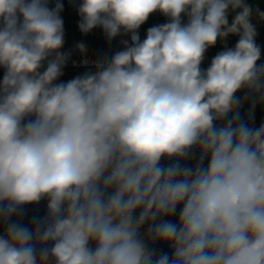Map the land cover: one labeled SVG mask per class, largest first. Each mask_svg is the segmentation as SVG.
<instances>
[{"label": "clouds", "instance_id": "1", "mask_svg": "<svg viewBox=\"0 0 264 264\" xmlns=\"http://www.w3.org/2000/svg\"><path fill=\"white\" fill-rule=\"evenodd\" d=\"M70 3L82 34L130 41L97 59L77 42L73 63L88 70L63 82L62 0H0V264H264V12L247 0ZM157 12L167 22L141 40Z\"/></svg>", "mask_w": 264, "mask_h": 264}, {"label": "built area", "instance_id": "2", "mask_svg": "<svg viewBox=\"0 0 264 264\" xmlns=\"http://www.w3.org/2000/svg\"><path fill=\"white\" fill-rule=\"evenodd\" d=\"M55 0H52V5L54 6ZM64 5V11L62 12V17L64 20L65 27V44L64 51H72L71 60L68 62L64 70H73L76 68H87L88 66H77L73 63V61H79L81 56L78 51L75 50V44L77 42H84L87 45V55L90 59H97L99 57H103L105 55H111L115 51L121 50L122 45L120 41L122 39H128L130 41V36H120L115 38L112 41H108L101 29H94L91 33L85 35L79 31L78 21L79 16L76 11V8L70 3V0H62ZM231 20V18H229ZM162 18L160 17V13L152 14L149 19L141 26L138 30L141 40L146 37L147 29L161 24ZM253 23L256 26L257 36L256 43L261 48V53H264V21H260L257 18H253ZM227 40L237 41V36H229ZM3 77V69H0V79ZM163 247L164 251H169L166 246Z\"/></svg>", "mask_w": 264, "mask_h": 264}, {"label": "trees", "instance_id": "3", "mask_svg": "<svg viewBox=\"0 0 264 264\" xmlns=\"http://www.w3.org/2000/svg\"><path fill=\"white\" fill-rule=\"evenodd\" d=\"M247 2L254 8L258 9L261 12H264V0H247ZM233 14H230L229 18L232 17ZM160 17L162 18V22L166 23L167 18L164 17L162 14H160ZM237 41L234 40H227L226 43L229 47H233ZM223 43L219 42L212 48H209L207 51L205 58L208 59L209 64L211 62V59L221 50H223ZM258 63L264 64V53H261V60ZM206 69V68H204ZM87 68H76L73 70H63L64 75L60 78V81L67 82L68 80L74 78L78 74H82L83 72L87 71ZM238 95H243L242 93ZM249 109V102H245L243 105V108L241 109V118L247 120V112ZM261 124H264V104L257 105L254 111V122L253 126L259 127ZM42 204L46 205L45 201H41ZM40 203V204H41ZM39 205H29L26 207V217H25V223L28 222L29 219H31L33 216H43L45 214L44 210H42L41 206Z\"/></svg>", "mask_w": 264, "mask_h": 264}, {"label": "rangeland", "instance_id": "4", "mask_svg": "<svg viewBox=\"0 0 264 264\" xmlns=\"http://www.w3.org/2000/svg\"><path fill=\"white\" fill-rule=\"evenodd\" d=\"M144 38H145V37H144ZM144 38H143V39H144ZM208 66H209V61H208V59L205 58V60H204V62L202 63L201 67H202V68H207ZM40 206H41L42 210H44V212H45V210H46V205L41 203ZM173 219H175V218H173Z\"/></svg>", "mask_w": 264, "mask_h": 264}]
</instances>
